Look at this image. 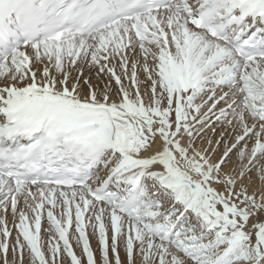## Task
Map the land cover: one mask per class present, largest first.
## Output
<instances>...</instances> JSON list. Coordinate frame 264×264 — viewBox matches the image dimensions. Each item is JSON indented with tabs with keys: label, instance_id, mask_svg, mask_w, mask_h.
I'll use <instances>...</instances> for the list:
<instances>
[{
	"label": "snow or ice",
	"instance_id": "obj_1",
	"mask_svg": "<svg viewBox=\"0 0 264 264\" xmlns=\"http://www.w3.org/2000/svg\"><path fill=\"white\" fill-rule=\"evenodd\" d=\"M65 261L264 264V0H0V264Z\"/></svg>",
	"mask_w": 264,
	"mask_h": 264
},
{
	"label": "rangeland",
	"instance_id": "obj_2",
	"mask_svg": "<svg viewBox=\"0 0 264 264\" xmlns=\"http://www.w3.org/2000/svg\"><path fill=\"white\" fill-rule=\"evenodd\" d=\"M91 75H92V79H93V81H95V73H92ZM101 86H103V85H101ZM43 226H44V227H47V222H46V220L43 222ZM45 240H47V236H45ZM73 241H74V240H73ZM92 241H93V242H96L95 239H92ZM92 241H91V244H93ZM74 243H75V241H74ZM96 251H97V249L94 250V253H95ZM76 252H77L78 255H80V249H79V248H76ZM66 263L68 264L67 261H66Z\"/></svg>",
	"mask_w": 264,
	"mask_h": 264
},
{
	"label": "bare ground",
	"instance_id": "obj_3",
	"mask_svg": "<svg viewBox=\"0 0 264 264\" xmlns=\"http://www.w3.org/2000/svg\"><path fill=\"white\" fill-rule=\"evenodd\" d=\"M94 82H95V81H94ZM91 241H92V240H91ZM70 242L73 243L74 250L76 251V246H75L74 241H70ZM92 242H93V241H92ZM92 247H93V250H96V249H97V244H96V242H93ZM65 264H67L66 261H65Z\"/></svg>",
	"mask_w": 264,
	"mask_h": 264
}]
</instances>
